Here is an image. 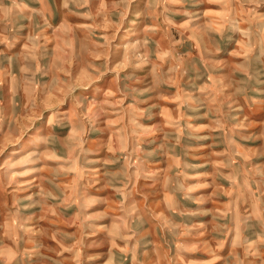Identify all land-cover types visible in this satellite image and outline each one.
<instances>
[{
    "label": "rangeland",
    "instance_id": "rangeland-1",
    "mask_svg": "<svg viewBox=\"0 0 264 264\" xmlns=\"http://www.w3.org/2000/svg\"><path fill=\"white\" fill-rule=\"evenodd\" d=\"M0 264H264V0H0Z\"/></svg>",
    "mask_w": 264,
    "mask_h": 264
}]
</instances>
